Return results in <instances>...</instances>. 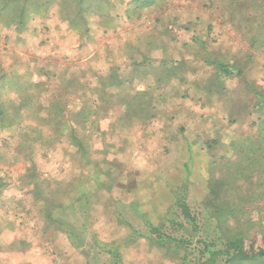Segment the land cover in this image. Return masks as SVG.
<instances>
[{"label":"rangeland","instance_id":"rangeland-1","mask_svg":"<svg viewBox=\"0 0 264 264\" xmlns=\"http://www.w3.org/2000/svg\"><path fill=\"white\" fill-rule=\"evenodd\" d=\"M111 1L113 5L110 7V12L115 16V27L105 31L100 27L98 18L92 16L89 18L91 31L87 40H82L76 31H72L66 22L59 19L57 7L49 14L47 24H44L47 26L44 35L42 32H37L35 35L31 34V31L26 32V37H30L24 46L14 42L16 39L13 29H0V70L2 72L8 70L22 72L21 60L24 61L27 57L33 56L44 59L53 56L55 57L53 81H47L42 89L39 88L43 95L40 99L42 110L48 105L51 92L53 90L55 93L59 92V88H62L60 80L55 77L56 73L62 75V69L72 65H81L78 74L90 83L88 88L83 85L87 84L85 81L77 84L83 92L87 93L85 100L99 98V95L92 92V88L100 87V76L108 77L113 69L122 78L130 76L131 68L124 60V45L128 39L134 40L139 33L158 30L160 33L169 31L178 39L182 35L189 38L192 31L188 29V34L184 31V25L187 24L188 28L193 27V30L203 39L202 46L196 43L199 53L210 52L214 59L236 61L243 65V76L227 79L229 94L215 92L212 95H200V97L195 87H191L192 84L166 83L159 89L161 90L159 99L156 98L158 96L154 91L151 92L156 98L157 110H161L160 114L147 117L142 113L141 118L139 117L137 121L130 124L121 121L119 114L122 107L116 101H121L122 96L129 92L135 94L136 88L147 87L139 79L135 80L132 85L126 80L121 86V96L111 97L110 105L100 112L101 115H106V118L102 117L100 120V131L90 130V132L80 131L78 133L85 139L86 150L84 152L71 145V140L66 138L49 148L36 143L25 150L22 149L24 150L22 152L19 146L22 137L18 132V124L13 130H0V199L6 200V196H17L18 186L24 185L20 177L27 172L32 163L36 166V170H39L42 176L50 180L52 184L60 181L75 182L97 171H111L115 174L114 185L123 182L128 185L135 184L137 188L142 186L143 189L157 187V190L152 189V192H156L157 195L164 188L163 183L166 178L173 174L176 178L171 177L173 178L171 180L174 182L180 180L181 183L187 180V184L191 182V179L196 182V179L204 174L209 179V169L215 175L234 177V167L230 165V162L237 161V165L239 161L238 151H236L237 143L258 130L257 120L261 115V110L254 107L255 90L259 87L264 88V48L252 47L244 34L230 25L227 13L223 10L225 6L223 0H158V3L146 6L144 9L140 8L135 11L132 9L133 14L136 11L138 14L131 19L127 16L130 0ZM39 21L36 24L40 27ZM31 24L33 29L35 22ZM44 37L48 40L54 39V48L51 42L41 43V40L44 42ZM171 42L167 40V44ZM17 51L24 52L23 58ZM191 51L192 48L184 49L174 44L168 48L167 53L179 58L193 56ZM156 54L161 55L160 50ZM195 62L198 69L194 74L188 73V78L190 80L197 76L209 78L213 69L201 61ZM28 65L30 69L37 70L32 64ZM35 78L36 80L42 79L40 75H36ZM173 84L175 88H172ZM188 87L189 94L183 96ZM107 90L114 94L116 88L112 85ZM140 108L144 110V106ZM22 125L26 124L23 122ZM190 149L193 150L192 154ZM244 158L243 154L242 160ZM246 171L250 172L248 169ZM257 180L258 176H254L253 182ZM237 184H241L240 191L242 192L252 186L246 180H237ZM28 188L30 187L26 185L23 189ZM188 188V199L191 204H198L197 199H200L204 192V185L194 183V186ZM255 190L258 189L255 188ZM78 192L75 194L81 195ZM152 192L144 193L143 191L144 194L149 195H152ZM85 198L86 196L82 195L81 200L68 212V220L75 219L80 223L86 210V214L91 215L88 207L93 202L89 200L86 203ZM150 198L146 195L142 196L141 200L147 203L145 205H149ZM27 199L28 203L33 201L30 196L25 197V201ZM108 199V195L103 194L99 202L103 204ZM261 204L264 205L263 202L254 201L250 207ZM98 206H100L99 203ZM74 209H76L75 212H72ZM127 210V207L123 208V215L127 216V219L133 218V212ZM146 212L152 223H159V217L154 210L150 208ZM135 213L138 217V211ZM3 214L4 211L0 209V215ZM261 214L264 219V210ZM106 216L108 217V214ZM0 220H2L0 221L2 258L8 252L6 246L8 243L6 244L5 240H10L14 232H12L13 227H5L6 221L3 218ZM134 220L135 225L140 227V230H144L143 220L140 217ZM95 229L101 239H108L117 230L112 227L102 232L99 231L102 228ZM95 229L94 231L97 232ZM261 243V236L256 230L249 232L247 247L254 245L257 248L261 246ZM160 253V249L158 252L154 251V255ZM89 255L90 259L96 256L93 253ZM1 258L0 264L3 262ZM97 260L103 264L109 259L104 254ZM165 262V264H173L168 258Z\"/></svg>","mask_w":264,"mask_h":264},{"label":"trees","instance_id":"trees-1","mask_svg":"<svg viewBox=\"0 0 264 264\" xmlns=\"http://www.w3.org/2000/svg\"><path fill=\"white\" fill-rule=\"evenodd\" d=\"M223 1L225 3L223 10L227 13L230 25L243 33L252 47L264 48V0ZM156 3L158 0H130L127 16L129 19L134 18L138 11L133 14L132 9L134 11L144 9ZM112 5L111 0H0V25L1 28L29 29L33 19L48 18L51 11L57 7L59 19L66 22L72 31H76L82 40H87L91 31L89 18L92 16L98 18L100 27L105 31L115 27V16L110 12ZM46 27V25L41 29L34 27V30L44 35L47 31ZM188 29L192 31L189 38L182 35L178 39L169 31L160 33L158 30L142 32L134 40L128 39L124 45L125 61L132 66L128 81L131 83L136 79L141 81L142 75L150 69L154 78H157L158 89L155 88L156 90L166 83L177 82L192 84L191 87H195L199 97L212 95L215 92L229 94L230 89L226 81L232 77L243 76V65L234 60L214 59L210 52L199 53L197 44L200 43L199 45L202 46L203 39L193 30V27L188 28L185 24L186 34L189 33ZM168 39L172 41L170 44H167ZM43 41L45 43L47 38L44 37ZM174 44L184 49L192 48L193 56L175 58L169 55L167 50ZM159 50L161 55L155 56L154 53ZM195 61H201L213 69L209 78L206 76H197L192 80L188 78V73L194 74L198 69ZM142 63L148 66L144 68ZM23 68H25L23 72L0 70V130H13L18 124V132L22 137L19 143L22 152L36 143L49 148L64 138L71 140V145L84 152L85 139L78 133L90 132V130L100 131V120L102 117L106 118V115H101L100 112L103 109L106 110V106L110 105L111 97L114 96L107 89L114 84L121 86L125 79L118 75L116 70H111L108 77L100 76V87L92 88V92L99 95V98L85 100L87 93L83 92L77 84L85 81L87 84L83 85L87 88L90 84L79 76L80 67L72 71L71 75L67 74L70 68L65 67L64 72L62 69V75L56 73L55 76L60 80L62 88H59V92L55 93L54 90L51 92L50 101L42 110L40 99L43 95L39 88L42 89L52 78V76L48 78L51 72L49 74L50 70L30 69L28 64ZM36 75H44L46 78L35 81L33 78ZM174 85L172 88H175ZM136 89L135 94L127 93L122 96L121 101H116L122 107L120 119L126 121V124L137 121L142 113L147 117L149 115L153 117L161 111L157 110L156 101V98L159 99L161 95L155 98L152 91L147 90L148 88ZM188 90L189 87L186 88L183 96L189 94ZM255 97L254 107L261 110L257 120L258 130L237 143L236 151H238L239 161L237 165V161L230 162V165L234 167V177L215 175L209 169V179L204 174L196 179L198 182H193L191 179V182L187 184V180H183L184 183L180 180L179 182L171 180L174 174L169 178L167 175L163 183L164 188L159 191V195L152 192V189L157 190V187L143 189L142 186L137 188L135 184L128 185L130 189L135 188L138 191L134 205L144 224V230H137L133 226L131 229L144 235L150 240V244L159 248L162 255L172 260L173 264H264V219L261 214L264 205L250 207L254 201L264 203L263 87L255 90ZM141 106H144V110L140 108ZM22 121L26 125H22ZM25 142H27L26 145ZM190 150L192 154L193 150ZM243 154L244 160H242ZM33 165L32 163L27 170L28 173L22 174L20 179L24 185L18 187L23 189L28 185L35 200H41L45 204L46 220L64 226L76 247L96 255H99L101 251L106 252L110 255L111 264H123L121 244L116 241L101 242L95 234L92 236L93 242H87L86 236L69 225L73 223H65L62 218L63 212H61L69 205L74 208L82 195L86 196L85 201L88 203L91 195L96 196L98 190L104 187L112 188L115 183V174L111 171H97L75 182L60 181L52 184ZM254 176H258L256 182H253ZM237 180H246L253 187L250 186L248 190L242 192L241 184H237ZM194 183L204 185L205 188L200 199H197L199 203L196 205L191 204L188 199V187L194 186ZM143 191L144 193L151 191L152 195L144 194ZM76 192L81 195L77 196ZM146 195L152 198H150L151 202L148 200L149 205H145L147 203L141 200L142 196ZM150 208L158 215V224L152 223L147 217L146 211ZM85 227L83 226L84 230ZM252 230H256L261 236L260 247L255 248L254 245L247 247L246 241Z\"/></svg>","mask_w":264,"mask_h":264},{"label":"crops","instance_id":"crops-1","mask_svg":"<svg viewBox=\"0 0 264 264\" xmlns=\"http://www.w3.org/2000/svg\"><path fill=\"white\" fill-rule=\"evenodd\" d=\"M38 21L39 18L32 20V23L35 22L33 25L34 27H39L36 24ZM47 22V18L40 20L38 24L40 25V29L44 24H47ZM29 26V29L25 28L23 30H20L17 27L11 28L15 33L14 38L16 41L14 42L24 46L30 37L28 36L27 38L26 34L30 33L29 31H31V34L33 35L37 33L36 30H34L35 28H31L32 24H29ZM47 42L53 43L52 45L54 48V39H47L45 44ZM41 43L44 44L42 40ZM22 51H24V49H22ZM17 52L20 54L19 56L23 58L22 54H24V52ZM156 53H154L155 56H160ZM54 58L55 57L53 56H50L48 59L40 58L38 56L27 57L24 61L21 60V63H23L22 68L27 64H32L34 68L48 71L50 70L49 74L51 72V75H49L48 78L52 76L49 80L51 82L53 81L52 79L55 73L53 69V66H55ZM39 62L41 64H39ZM125 62L128 63L127 61ZM79 64L82 63L79 62ZM64 65L65 64H63V66ZM145 66L148 65L142 63V67L145 68ZM68 67L70 68L69 73H71L81 67V65H72ZM129 67L132 69L131 65H129ZM24 69L25 68H23V70ZM64 71L65 69H63V72ZM41 78L42 79L36 80L34 77L33 79L35 81H40L46 77L43 75ZM123 79H125L124 82L126 80L128 81V77ZM156 79L157 78H154V75L151 73V70L148 69L145 74L142 75L141 81H143L145 87L148 88L147 90H151L152 92L154 91L155 95L159 97L161 93L159 90L155 89L158 88ZM130 85H132V83ZM121 86H116L115 84L113 85V87L116 88V91L114 92L115 98H119L121 96ZM129 93L132 94L131 92ZM125 185L128 184L118 183L109 189L104 187L98 190L96 196L91 195L90 201L93 203L89 204L88 207L91 211V215L86 214V210V212H84V216L80 220V223H78L75 219L68 220V212L73 208L70 205L61 211L63 212V220L66 224L73 223L69 225L73 226L75 231L79 232L83 236H86L87 242H93L92 236L95 234L101 242L111 243L116 241L118 244H121L120 251L123 256V264H165L166 258L162 255V253L158 254L159 256L157 254L154 255V251L158 252L159 248L152 246L150 244V240H148L144 235L139 234L140 232L136 233V231L131 229V226L137 230L140 229V227L138 228V226L135 225L134 220L135 218H139V216L137 217L135 213L136 208L134 205V202L137 200L138 191L135 188L130 189L128 186L124 187ZM103 194H107L109 199L101 204L99 201ZM16 195L17 196H6V200L0 199V209L2 212L4 211V214L0 215V219L3 218V220L6 221L5 227H13L12 232H14L10 240H5V243H8L6 245L8 252H6L2 258L1 256L3 252H0L1 261L3 260L1 264H102L97 260V258H101L104 254L107 255L109 260L107 263L104 262L103 264H111L110 255L102 251L99 255L90 252L96 255L91 258V260L89 255L90 253H87L83 248H78L74 245L67 229L64 228V226L48 222L44 212L46 208L45 204L41 200H35L32 190L18 189ZM28 196L32 197L34 202L32 201L31 203H28V199L25 201V197L28 198ZM96 201L100 204V206H98ZM124 207L128 208L127 211L133 212V218L127 219L128 217L123 215ZM107 214L108 217L106 216ZM83 226H86L85 230L83 229ZM111 227L116 228L117 230H115L113 232L114 235L108 237V239H101L98 231L95 229L102 228V230H99L102 232L103 230H108V228ZM94 229L97 232H95ZM125 235L126 238H124ZM128 238L129 241H127Z\"/></svg>","mask_w":264,"mask_h":264}]
</instances>
